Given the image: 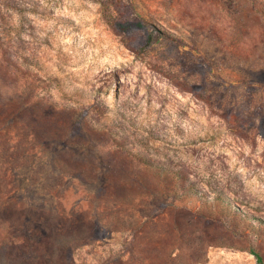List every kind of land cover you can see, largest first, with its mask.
I'll use <instances>...</instances> for the list:
<instances>
[{"label":"rangeland","instance_id":"rangeland-1","mask_svg":"<svg viewBox=\"0 0 264 264\" xmlns=\"http://www.w3.org/2000/svg\"><path fill=\"white\" fill-rule=\"evenodd\" d=\"M252 250L264 264V0H0V264Z\"/></svg>","mask_w":264,"mask_h":264},{"label":"trees","instance_id":"trees-1","mask_svg":"<svg viewBox=\"0 0 264 264\" xmlns=\"http://www.w3.org/2000/svg\"><path fill=\"white\" fill-rule=\"evenodd\" d=\"M115 26L120 31H129L133 28V25L128 21H117L115 23ZM251 252L256 257L257 263L263 264V258H262V255L260 254V252H258L256 250H252Z\"/></svg>","mask_w":264,"mask_h":264}]
</instances>
